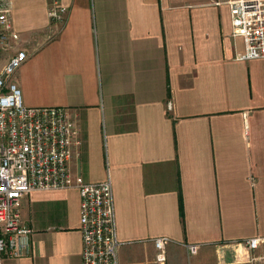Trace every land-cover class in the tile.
Segmentation results:
<instances>
[{
    "label": "crops",
    "instance_id": "crops-1",
    "mask_svg": "<svg viewBox=\"0 0 264 264\" xmlns=\"http://www.w3.org/2000/svg\"><path fill=\"white\" fill-rule=\"evenodd\" d=\"M11 1L24 103L76 115L71 172L111 178L120 264H264L242 258L264 243V58H237L230 0H62L60 25L47 0ZM80 204L77 188L25 195L30 251L4 264H83Z\"/></svg>",
    "mask_w": 264,
    "mask_h": 264
},
{
    "label": "built area",
    "instance_id": "built-area-1",
    "mask_svg": "<svg viewBox=\"0 0 264 264\" xmlns=\"http://www.w3.org/2000/svg\"><path fill=\"white\" fill-rule=\"evenodd\" d=\"M51 23L62 24L69 8L47 0ZM233 35H241L243 60L264 58V0H230ZM12 1L0 0V264L30 251L32 229L22 221V199L36 189L77 188L81 197L80 230L83 264H120L111 178L98 183L74 179L71 161L80 145L76 115L67 107L25 105L14 76L28 59L11 20ZM171 108V103L169 104ZM167 237L154 239L157 259H166ZM263 239H246L257 249Z\"/></svg>",
    "mask_w": 264,
    "mask_h": 264
},
{
    "label": "rangeland",
    "instance_id": "rangeland-1",
    "mask_svg": "<svg viewBox=\"0 0 264 264\" xmlns=\"http://www.w3.org/2000/svg\"><path fill=\"white\" fill-rule=\"evenodd\" d=\"M8 56L9 55H7V54H5L4 55V59L5 58H8ZM245 247V246H244ZM246 248V247H245ZM246 250V253H244V255H242V258L244 259L247 255L249 256V255H251V257H254L255 255H257V254H262L261 256H262V258L263 259H261V261H264V243H261L260 244V246L257 248V249H255V250H249V249H245ZM255 263H256V261H255Z\"/></svg>",
    "mask_w": 264,
    "mask_h": 264
}]
</instances>
